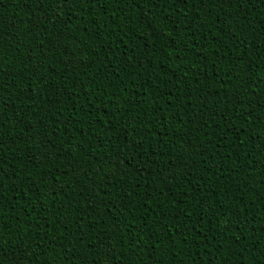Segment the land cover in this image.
I'll return each mask as SVG.
<instances>
[{"label":"trees","instance_id":"obj_1","mask_svg":"<svg viewBox=\"0 0 264 264\" xmlns=\"http://www.w3.org/2000/svg\"><path fill=\"white\" fill-rule=\"evenodd\" d=\"M0 264H264V0H0Z\"/></svg>","mask_w":264,"mask_h":264},{"label":"snow or ice","instance_id":"obj_2","mask_svg":"<svg viewBox=\"0 0 264 264\" xmlns=\"http://www.w3.org/2000/svg\"><path fill=\"white\" fill-rule=\"evenodd\" d=\"M65 3H67V0H64Z\"/></svg>","mask_w":264,"mask_h":264}]
</instances>
